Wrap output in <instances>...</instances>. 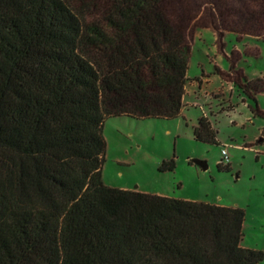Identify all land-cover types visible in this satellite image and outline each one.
Segmentation results:
<instances>
[{
	"label": "trees",
	"instance_id": "1",
	"mask_svg": "<svg viewBox=\"0 0 264 264\" xmlns=\"http://www.w3.org/2000/svg\"><path fill=\"white\" fill-rule=\"evenodd\" d=\"M167 4L0 0V264L264 260L242 245L243 208L103 180L108 118H175L185 107L189 14L172 20ZM95 10L101 20L85 22ZM235 72L227 80L256 103L264 78L232 63L225 71ZM194 136L219 144L206 116ZM175 167L171 159L159 170Z\"/></svg>",
	"mask_w": 264,
	"mask_h": 264
},
{
	"label": "rangeland",
	"instance_id": "2",
	"mask_svg": "<svg viewBox=\"0 0 264 264\" xmlns=\"http://www.w3.org/2000/svg\"><path fill=\"white\" fill-rule=\"evenodd\" d=\"M167 1L172 20L189 14L183 22L192 48L185 109L175 118H108L103 180L113 187L243 208L242 245L264 251V115L252 110L257 106L264 111V93L256 103L239 87L232 93L227 79L237 80L236 72L230 77L224 72L231 63L248 74L264 71V0ZM82 18L97 22L102 14L95 10ZM203 78L210 82L199 87ZM219 92L223 96L213 97ZM230 104L234 109L228 111ZM203 114L217 129L219 144L195 138L194 126ZM224 145L231 157L229 169L219 167ZM171 159L175 169L161 172L162 162Z\"/></svg>",
	"mask_w": 264,
	"mask_h": 264
},
{
	"label": "crops",
	"instance_id": "3",
	"mask_svg": "<svg viewBox=\"0 0 264 264\" xmlns=\"http://www.w3.org/2000/svg\"><path fill=\"white\" fill-rule=\"evenodd\" d=\"M220 68V67H219ZM224 71V70H223ZM225 72V71H224ZM254 74H258V75H260V76H264V71H260V70H256L255 72H254ZM210 82V79H208V78H203V79H200V80H198V84H199V87H202V85L204 84V83H209ZM196 84V83H195ZM187 88V87H186ZM231 90H232V93H234V87H233V85H231ZM188 92V90L186 89V93ZM207 94L208 93H205V96H207ZM223 92H219V93H215V94H213V97H215V98H217V97H221V96H223ZM186 95V94H185ZM185 97V96H184ZM185 104V103H184ZM196 106H198L196 103H194ZM186 105V104H185ZM185 109V107L183 108V110ZM225 108H223V110H224ZM228 111H231V110H233L234 108H233V105L232 104H230L229 106H228ZM262 113H263V115H264V111L262 110ZM203 116H206V117H208V115L207 114H203ZM208 119L210 120V118L208 117ZM211 121V120H210ZM212 122V121H211ZM257 139V138H256ZM218 141H219V138H218ZM220 143V142H219ZM224 146H227V145H224ZM230 165V164H229ZM120 188H122V187H120ZM123 189H127V188H123ZM131 190H136V189H131ZM159 194V193H158ZM159 195H164V194H159ZM165 196V195H164Z\"/></svg>",
	"mask_w": 264,
	"mask_h": 264
},
{
	"label": "built area",
	"instance_id": "4",
	"mask_svg": "<svg viewBox=\"0 0 264 264\" xmlns=\"http://www.w3.org/2000/svg\"><path fill=\"white\" fill-rule=\"evenodd\" d=\"M221 154H222V158L219 162L224 164V165L230 164L231 163V157L229 156L227 146L222 147Z\"/></svg>",
	"mask_w": 264,
	"mask_h": 264
},
{
	"label": "water",
	"instance_id": "5",
	"mask_svg": "<svg viewBox=\"0 0 264 264\" xmlns=\"http://www.w3.org/2000/svg\"><path fill=\"white\" fill-rule=\"evenodd\" d=\"M195 162L200 165L201 167H203L204 169H206L208 167L207 163L205 161H201V160H195Z\"/></svg>",
	"mask_w": 264,
	"mask_h": 264
}]
</instances>
